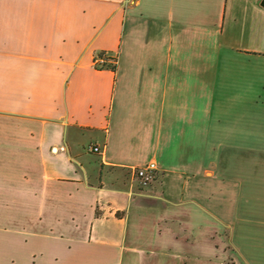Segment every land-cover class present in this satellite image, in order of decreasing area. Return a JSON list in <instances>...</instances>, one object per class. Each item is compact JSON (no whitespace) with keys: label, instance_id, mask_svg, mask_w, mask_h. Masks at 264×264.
<instances>
[{"label":"crops","instance_id":"1","mask_svg":"<svg viewBox=\"0 0 264 264\" xmlns=\"http://www.w3.org/2000/svg\"><path fill=\"white\" fill-rule=\"evenodd\" d=\"M263 1L0 0V264H264Z\"/></svg>","mask_w":264,"mask_h":264},{"label":"rangeland","instance_id":"2","mask_svg":"<svg viewBox=\"0 0 264 264\" xmlns=\"http://www.w3.org/2000/svg\"><path fill=\"white\" fill-rule=\"evenodd\" d=\"M19 212L20 211L16 210V213L19 214ZM23 213L24 211L23 212L21 211L20 215ZM10 214H11V210H0V226L6 227L7 225H4V223L12 221L10 219L8 220L5 219L6 217H11ZM231 231H232V228L228 227V228H223L221 231L217 230L213 233V242H215V244L217 245V248L222 247V249H224V251L227 253V256H224V253H222V255L225 257V258H222L223 261L221 260L223 264H235V253H234L235 249H234L233 242H232V234H231L232 232Z\"/></svg>","mask_w":264,"mask_h":264},{"label":"built area","instance_id":"3","mask_svg":"<svg viewBox=\"0 0 264 264\" xmlns=\"http://www.w3.org/2000/svg\"><path fill=\"white\" fill-rule=\"evenodd\" d=\"M109 60H112V64L117 63V58L107 59L102 56L96 59V65L101 68L107 67ZM90 149L95 153L100 152V148L98 146L90 147ZM133 173L135 177L140 181V183L144 186L153 184L158 178V168L156 163H150L145 167L134 169Z\"/></svg>","mask_w":264,"mask_h":264},{"label":"trees","instance_id":"4","mask_svg":"<svg viewBox=\"0 0 264 264\" xmlns=\"http://www.w3.org/2000/svg\"><path fill=\"white\" fill-rule=\"evenodd\" d=\"M100 55L103 56V54H100ZM105 68L110 69V70H112V71H116V70H117V63H116V64H110V65H108V66L105 67ZM157 181H158V179H157L155 182H157Z\"/></svg>","mask_w":264,"mask_h":264},{"label":"water","instance_id":"5","mask_svg":"<svg viewBox=\"0 0 264 264\" xmlns=\"http://www.w3.org/2000/svg\"><path fill=\"white\" fill-rule=\"evenodd\" d=\"M263 4H264V1H263Z\"/></svg>","mask_w":264,"mask_h":264}]
</instances>
